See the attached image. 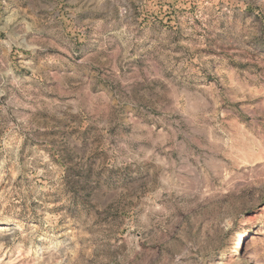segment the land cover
<instances>
[{
  "label": "clouds",
  "instance_id": "clouds-1",
  "mask_svg": "<svg viewBox=\"0 0 264 264\" xmlns=\"http://www.w3.org/2000/svg\"><path fill=\"white\" fill-rule=\"evenodd\" d=\"M0 264H264V0H0Z\"/></svg>",
  "mask_w": 264,
  "mask_h": 264
}]
</instances>
